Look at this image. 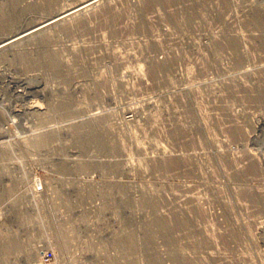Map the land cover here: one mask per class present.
Instances as JSON below:
<instances>
[{"label":"rangeland","instance_id":"374dc122","mask_svg":"<svg viewBox=\"0 0 264 264\" xmlns=\"http://www.w3.org/2000/svg\"><path fill=\"white\" fill-rule=\"evenodd\" d=\"M80 1L0 0V41ZM206 1L189 30L167 3L124 32L112 0L0 52V264H264V0Z\"/></svg>","mask_w":264,"mask_h":264},{"label":"bare ground","instance_id":"6f19581e","mask_svg":"<svg viewBox=\"0 0 264 264\" xmlns=\"http://www.w3.org/2000/svg\"><path fill=\"white\" fill-rule=\"evenodd\" d=\"M111 1L112 0H81L78 5H75V6L73 5V7L71 6L72 8H70V9H67L64 11H59V13L47 18L46 20H44L42 22L39 21V23H36V24L32 25L31 27H28L24 31L22 30V31L14 34L11 37H7L6 39L1 40L0 41V52H3L6 48L8 50H10V49L14 48L15 46H17L18 43L20 44L21 41H25V40H27V39L35 36V35H38V34H42L47 30L49 31V29L53 26L60 25L61 23L63 24L66 21L68 22V20L72 19V18L75 19V17H77V16L79 17L80 15L86 14L87 11L89 12V10H93L94 8H96L98 6H101L103 4L106 5L109 2L111 3ZM209 2H214V1H206V0H134V1L122 0L121 5H119V7H114V9H115L114 15H116V17H118V20H120L121 18H124V16H125V19H127L126 25L124 27V32L138 33L140 35L150 34V32L152 33L154 31L155 27H154V22H153L152 18H149L148 14L150 12L159 13L160 8H161V7H159L160 5L172 3L171 6L173 7V9H170L169 10L170 12H168L167 15L159 16L158 19L160 20V22H166L168 24L170 23L171 25L179 28V30L183 31V30H187V29L189 30V29L194 28L195 27L194 25H196L198 22L205 23L209 19L221 18V16L218 17L219 16L218 12H220L218 7L217 8L216 7L215 8H212V7L211 8H204V4L208 5ZM114 6H115V4H114ZM94 10H96V9H94ZM0 12H1V10H0ZM5 13H6V11H5ZM259 13L261 14V12H259ZM260 14H258V15L260 16ZM2 16H3V13H2ZM87 17H89V16H87ZM74 19H72V20H74ZM74 21H76V19ZM69 22H70V20H69ZM77 22L80 26L82 21L78 20ZM74 24H76V22ZM0 25H2V24H0ZM60 27H61V25H60ZM63 27H64V25H63ZM117 31H119V30L115 28V32H117ZM215 35H217V34H215ZM232 37H233V39L237 38L236 36H232ZM161 43L167 44V48H165V50H164L165 51L164 52L165 57L160 59L158 56H149L148 55L147 60H146L147 65H149V64L152 65L154 63L158 64L156 66H159L160 64L161 65H167L169 62V59L172 58V57L168 58L167 54H169L170 52L178 50L177 48H174L175 45H178L179 47H181V49H179V51H181L182 53H185L186 50L187 51L188 50H196L194 48H191L190 46H197L193 42L187 43L184 40L178 41V43H176L172 46L165 41H162V42L159 41L156 43L153 42L150 45H146L144 47L145 49L143 51L160 50L161 49L160 48ZM204 45H205L204 51L207 52L209 50V41L207 43H205ZM197 50L202 51L203 49L197 48ZM4 52H6V51H4ZM155 69H157V68L155 67ZM152 70L154 71V67L152 68ZM143 71L144 70L141 67H139L138 73L142 74ZM145 73H146V71L144 72V74ZM62 103H60V104H62ZM65 105H67V104H65ZM64 107L65 106L63 105V108ZM131 113H134V112L131 111ZM99 114L100 113H92L93 117L97 116ZM40 116H41V114H40ZM130 118H131V116L126 117V120L131 121ZM93 124L94 125L91 124L93 127H97V124H99V123H98V121H96ZM35 138H37V137H35ZM47 138H49V135H46L42 138H39V142L38 141H36V142L38 144L40 142L42 143ZM39 181H40V179L36 178V180L34 181V184H36V186L37 185H43V182H39ZM149 234H150V231H149ZM260 248L261 249L263 248L261 252L264 254V247H260ZM42 253H43V255L38 256V257H39L40 263L45 264L44 259L47 256V251L42 252Z\"/></svg>","mask_w":264,"mask_h":264},{"label":"built area","instance_id":"2783aa9c","mask_svg":"<svg viewBox=\"0 0 264 264\" xmlns=\"http://www.w3.org/2000/svg\"><path fill=\"white\" fill-rule=\"evenodd\" d=\"M46 260H47V256L45 257L44 262H45V264H48V262Z\"/></svg>","mask_w":264,"mask_h":264}]
</instances>
